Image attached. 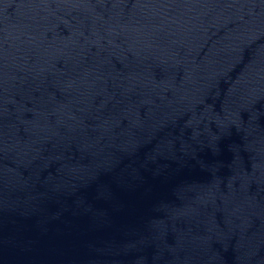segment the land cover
Listing matches in <instances>:
<instances>
[{
    "label": "water",
    "instance_id": "95a60500",
    "mask_svg": "<svg viewBox=\"0 0 264 264\" xmlns=\"http://www.w3.org/2000/svg\"><path fill=\"white\" fill-rule=\"evenodd\" d=\"M0 264H264V0H0Z\"/></svg>",
    "mask_w": 264,
    "mask_h": 264
}]
</instances>
